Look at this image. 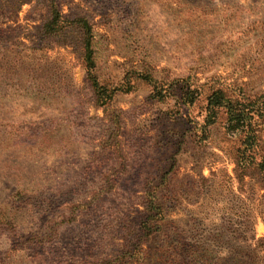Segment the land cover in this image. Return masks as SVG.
Wrapping results in <instances>:
<instances>
[{"label":"rangeland","instance_id":"obj_1","mask_svg":"<svg viewBox=\"0 0 264 264\" xmlns=\"http://www.w3.org/2000/svg\"><path fill=\"white\" fill-rule=\"evenodd\" d=\"M52 5L69 20L54 35ZM220 86L264 143V0H0V264H264L245 133L223 110L205 125ZM156 187L165 217L144 228Z\"/></svg>","mask_w":264,"mask_h":264},{"label":"trees","instance_id":"obj_2","mask_svg":"<svg viewBox=\"0 0 264 264\" xmlns=\"http://www.w3.org/2000/svg\"><path fill=\"white\" fill-rule=\"evenodd\" d=\"M52 19L45 26V32L51 35L58 34L61 29H64V25L62 23L67 20L62 12L57 8V6L52 5L51 7ZM80 25L82 27L83 34V46L85 53V61L89 70V77L91 82L95 88V94L97 96V100L101 103H107L113 94L114 91L106 92V89L98 82L96 74L92 71L94 64L93 59V47H92V38H93V28L92 25L86 19L79 20ZM61 33V32H60ZM181 101L185 104H190L193 102L195 89H192L190 84L181 85ZM225 87H212L207 96V108H206V119L205 125L208 127L209 125L216 122V119L221 110L225 111L227 115L228 129L230 130H239L241 129L245 133V137L242 141V146L244 149H238L237 154L235 156L236 168L235 172L238 173V169L242 170L239 176L243 178L246 175V172L251 168L255 167L259 172L262 178H264V143L261 140V135L256 131L253 125V114L250 105L242 104L239 102L236 97ZM107 94V95H106ZM237 97L239 95L235 94ZM258 148V149H257ZM238 177V176H237ZM28 192L25 189H17L13 192V196L17 194L19 199H24V201H28L25 199V193ZM150 197L147 198V203L145 204L146 215L143 220L142 225L144 224V228L148 225L150 220L161 221L165 217V206L162 203L158 202V187L155 190H149ZM3 220L0 218V221ZM7 224L12 225L14 220L7 219ZM3 224V223H2ZM5 224V223H4ZM6 224V225H7ZM54 232H51V238L53 237ZM43 238H46V234ZM136 252V251H135ZM116 264V263H112Z\"/></svg>","mask_w":264,"mask_h":264}]
</instances>
